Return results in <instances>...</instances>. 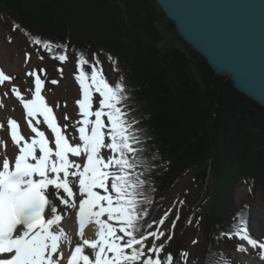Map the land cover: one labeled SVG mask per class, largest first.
Segmentation results:
<instances>
[{"label":"snow or ice","instance_id":"6c2138e0","mask_svg":"<svg viewBox=\"0 0 264 264\" xmlns=\"http://www.w3.org/2000/svg\"><path fill=\"white\" fill-rule=\"evenodd\" d=\"M21 27L15 24L17 30ZM33 44L60 63L69 59L64 44L38 37ZM54 49L62 52L54 54ZM31 57L25 54L26 61ZM76 68L74 79L81 98L76 102L79 119L74 121L67 114L58 120L54 107L59 105H51L42 94L45 81L37 72L26 73L33 77L34 89H10L22 106L24 119L0 123V129L8 133L0 145V264H187L189 252L173 255L165 252L163 242L156 243L173 238L180 216L177 212L169 221L173 213L169 208L158 220H149L156 203L150 195L156 191L152 164L129 118L126 86L109 81L95 53L91 60L80 53ZM58 71L62 77L63 69ZM12 80L0 70V85ZM96 94L98 107H94ZM68 222L73 223V230L68 229ZM166 222L170 229L164 228ZM224 237L259 249L257 254L264 261V240L250 234L246 217L238 218L217 240ZM235 248L239 253L249 252L245 243ZM208 255H213L212 249ZM215 256L222 258L221 264H229L222 252Z\"/></svg>","mask_w":264,"mask_h":264},{"label":"trees","instance_id":"16d2710c","mask_svg":"<svg viewBox=\"0 0 264 264\" xmlns=\"http://www.w3.org/2000/svg\"><path fill=\"white\" fill-rule=\"evenodd\" d=\"M0 8L32 44L37 37L64 44L75 62L80 53L90 60L95 53L102 66L116 69L126 86L129 118L152 164L156 203L150 221L192 170H201L203 185L208 177L215 180L216 211L223 210L222 201L228 205V191L241 180L264 187V107L218 76L156 0H0ZM227 210L219 213L222 232L238 222V216L230 221ZM210 217L203 227L205 257L216 251L219 236L211 226L218 212Z\"/></svg>","mask_w":264,"mask_h":264},{"label":"rangeland","instance_id":"374dc122","mask_svg":"<svg viewBox=\"0 0 264 264\" xmlns=\"http://www.w3.org/2000/svg\"><path fill=\"white\" fill-rule=\"evenodd\" d=\"M0 31L4 33V36L6 35L5 39L7 42L13 41L14 45H21L20 47L24 50L25 54L31 53L36 55L37 59L31 67V71L40 74L42 80L45 81V89L49 94L52 105L58 104L59 107L56 109L62 111L61 114H64L65 111L73 113V111L70 110V106L73 104L77 105L76 102L81 98V92L78 83L74 79V73H76L77 68L72 53L68 52L67 55L69 59L66 63H60L58 60L48 57L42 50L37 51V48L33 46L28 36L21 29L17 30L15 28L9 13L3 12L1 8ZM40 56L44 58L41 60L39 59ZM61 68L63 69L62 77L61 73L58 71V69ZM41 69H43V71H41ZM103 70L110 82L120 83L117 71L114 67H110L107 63L103 66ZM26 73V70H24L22 72H7L6 74L13 77L12 84L28 83L30 86L29 88L34 89V79L33 77L27 76ZM53 79L58 80L59 83L53 85L51 83ZM2 86L3 85H0V87ZM9 96L12 95L9 93ZM98 100L99 96L96 94L94 97V107H98ZM6 107L11 111L16 110V107L10 105V103H7ZM76 109L77 116L75 120L79 119L78 106ZM199 173H201V170L187 172L172 190L157 213L155 220H158L165 211L172 208L173 213L169 216V221L175 218L177 212H179L180 218L176 223L173 238L170 241L165 239L157 241L156 243L163 242L165 245V252L172 251L176 253V255L184 251L189 252L190 255L187 259V264H215V262H221L222 258L216 257L215 252H222L228 261L230 260L232 263L235 262L233 264H259L260 261L256 256L251 254L244 255L236 251L235 245L237 243H245L246 245V242L238 241L236 238L232 240H228L227 237L220 239L215 245L216 251L215 248H213V255L209 256L207 252L208 256L205 257V249H207V247L204 246L206 233L203 227L205 226V220L210 219L212 221L210 215H214V212L215 214L218 212L217 220H213L214 225L211 226L213 229L216 228L219 231L218 234L222 233L219 229V225L224 223L221 221L220 214L225 212L227 208L228 213L232 212L230 214L232 217L230 221L236 216H238V218L246 217L248 224H251L249 227L250 234L258 240H264V187L260 185L254 188L241 180L231 193L228 191V205H225L226 202L224 204L222 201L220 205L223 207V210L220 209L216 211V202L214 203L216 189L215 180L208 177V182L203 185V183L198 180V177H201ZM181 201L184 203L181 204ZM190 219L192 220L191 224L188 223ZM230 221L227 218L225 223L227 224ZM170 227V223L166 222L164 228L167 230L170 229ZM193 240H197L199 243L194 245L192 243ZM148 243L150 245L151 241Z\"/></svg>","mask_w":264,"mask_h":264},{"label":"water","instance_id":"95a60500","mask_svg":"<svg viewBox=\"0 0 264 264\" xmlns=\"http://www.w3.org/2000/svg\"><path fill=\"white\" fill-rule=\"evenodd\" d=\"M156 1L218 76L264 107V0Z\"/></svg>","mask_w":264,"mask_h":264},{"label":"bare ground","instance_id":"6f19581e","mask_svg":"<svg viewBox=\"0 0 264 264\" xmlns=\"http://www.w3.org/2000/svg\"><path fill=\"white\" fill-rule=\"evenodd\" d=\"M5 38H6V35L4 36V33L0 31V70L4 71L5 73L22 72L24 70H26V72L31 71L32 69L31 67L34 65V62L37 59L36 55L32 54L31 60L26 61L25 52L20 47L21 45L16 46L14 45L13 41L7 42ZM12 87H20L23 91V90L29 89L30 86L28 83H22V84L5 83L3 84L2 87H0V100H3V103L5 105V107L0 108V123H4L5 125H6L7 119H10V118H16L18 121H21V122H23V119H24L22 115V106H20L18 101L15 100V97L4 95L5 92L10 93V89ZM42 94L45 95L47 101L52 105L49 94L47 93L45 88ZM27 95L30 96V92H28ZM7 103H10V105L15 106L16 110H13V111L8 110V108L6 107ZM76 107H77L76 104H73L72 106H70V110L73 111V113H68L65 111L64 114H61L62 111H58L56 108H54V111L57 112L58 120L62 121L64 115L67 114L74 121L75 117L77 116ZM24 129H25V125L22 123V130ZM27 131H30V129H28ZM7 138H8V133L4 129H0V145H3L4 141ZM9 151H14V150L10 148ZM2 158H3V149L0 148V159ZM67 227L69 230L74 229V225L72 222H68ZM87 234L90 236L93 235V233H87ZM245 246L249 247V252L243 253L244 255L251 254L253 256H256L260 261L259 264H264V261H261L259 258V255L257 254L259 252V249L253 250L250 248V246H247V245Z\"/></svg>","mask_w":264,"mask_h":264}]
</instances>
